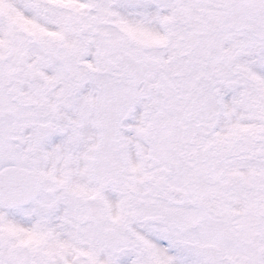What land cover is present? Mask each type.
<instances>
[{
	"label": "snow or ice",
	"instance_id": "snow-or-ice-1",
	"mask_svg": "<svg viewBox=\"0 0 264 264\" xmlns=\"http://www.w3.org/2000/svg\"><path fill=\"white\" fill-rule=\"evenodd\" d=\"M0 264H264V0H0Z\"/></svg>",
	"mask_w": 264,
	"mask_h": 264
}]
</instances>
